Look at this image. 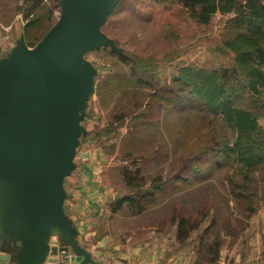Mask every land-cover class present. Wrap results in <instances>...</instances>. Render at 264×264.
I'll list each match as a JSON object with an SVG mask.
<instances>
[{
    "label": "trees",
    "instance_id": "16d2710c",
    "mask_svg": "<svg viewBox=\"0 0 264 264\" xmlns=\"http://www.w3.org/2000/svg\"><path fill=\"white\" fill-rule=\"evenodd\" d=\"M173 1L198 28L222 19L221 49L233 55L232 64L184 67L163 85L154 58L97 50L111 59L95 92L111 122L96 128L95 140L106 152H119L123 187L108 205L111 214L141 216L166 206L159 224L175 229L182 247L202 230L197 256L202 264H219L221 222L231 204L238 229L264 209V0ZM50 2L18 0L13 9L0 0V13L7 25L11 11L21 16L33 48L57 21L60 0Z\"/></svg>",
    "mask_w": 264,
    "mask_h": 264
},
{
    "label": "water",
    "instance_id": "95a60500",
    "mask_svg": "<svg viewBox=\"0 0 264 264\" xmlns=\"http://www.w3.org/2000/svg\"><path fill=\"white\" fill-rule=\"evenodd\" d=\"M121 1L60 0L56 23L35 47L21 35L0 59V233L24 241L23 264L44 262L31 253L46 247L48 232L63 237L65 256L72 250L90 260L65 219L63 182L86 136L81 121L96 84V69L81 55L109 45L93 46ZM9 261L0 253V264Z\"/></svg>",
    "mask_w": 264,
    "mask_h": 264
},
{
    "label": "rangeland",
    "instance_id": "374dc122",
    "mask_svg": "<svg viewBox=\"0 0 264 264\" xmlns=\"http://www.w3.org/2000/svg\"><path fill=\"white\" fill-rule=\"evenodd\" d=\"M2 1L10 4L13 9L18 6V0ZM46 2L50 6V0ZM11 13L13 15L10 14V17L13 16L15 19L14 11ZM59 14L60 8L59 11L55 9L56 19ZM221 21L222 19L218 18L210 28H198L191 21L188 11L173 0L159 3L156 0H122L117 10L107 14L97 33L100 40L96 41L93 46H100L102 42H105L109 45H104L102 48L109 51H113L111 47L113 44L116 49L113 52L154 58L155 69L164 85L166 79L170 81L184 67L213 69L232 64L233 55L221 49L223 29ZM22 28L23 26L16 32L14 29L6 32L7 34L12 33V46H15V41L22 35ZM97 50L99 49L90 48L81 55L82 61L91 64L96 69L97 76L94 94L87 102L84 119L81 121L86 136L81 139L77 152L82 149L97 148L96 150L101 153L102 157L99 164V175L103 182H107L108 186L116 191L123 187L120 178L116 175V168L121 164L117 159L119 152L117 150L115 153H108L101 146L102 142L95 140L96 128L102 129L111 122L110 110L97 106L98 97L95 94L98 76L110 69L111 59L108 58L106 50L99 53L96 52ZM259 122L264 128V119ZM127 130L128 128L125 127L123 134H126ZM81 159L82 156H79L77 161ZM165 207L154 208L141 216H133L129 211H122L110 220L111 211L108 207L109 213L102 218V222L109 224L110 228L115 231L114 237L119 241L120 237H128L133 232L138 233L135 235L136 238L144 239L147 238V234H151L156 238L159 237L158 240H166L164 242L169 246L179 245L180 248L191 251L197 256L194 248L202 230L195 232L189 242L182 247L176 239L175 229L169 227L167 223L159 224L166 213ZM232 210L234 211L233 217H227L226 214L229 212L232 214ZM229 212H226L221 222L224 240L221 264H231L234 258L240 259L241 257L242 259V256H245L243 264H264V209L253 216L248 224L247 221L244 222L240 229L236 226L235 218L238 215L233 204ZM230 223L231 226L228 227Z\"/></svg>",
    "mask_w": 264,
    "mask_h": 264
},
{
    "label": "crops",
    "instance_id": "0c3cea01",
    "mask_svg": "<svg viewBox=\"0 0 264 264\" xmlns=\"http://www.w3.org/2000/svg\"><path fill=\"white\" fill-rule=\"evenodd\" d=\"M22 26L24 22L18 16L10 24H5L0 13V59L6 57L14 46L11 43L12 33L7 34L4 28L11 27L16 32ZM96 149H82L77 152L74 158L75 168L63 182L66 193L63 201L65 219L75 230L73 239L78 248L88 252L90 260L84 263L83 255L70 250L73 259L69 261L68 256L61 251L63 237L51 232L45 234L46 247H35L31 259L45 257L41 264H202L193 252L180 248L179 245L169 246L164 242L166 240H158L159 237L151 234H147L146 239L136 238L138 233L133 231L128 237H120V241L114 237L115 231L108 223H103L102 218L109 213L108 205L116 198L117 192L107 182H103L99 175L102 157ZM79 156H82L79 160L81 162L77 161ZM114 217L116 215L110 214L109 220ZM23 250L24 241L17 235L10 234L3 238L0 233V253L9 255V264H23ZM222 256L223 253L220 260ZM244 259L245 256L242 259L236 257L231 264H243Z\"/></svg>",
    "mask_w": 264,
    "mask_h": 264
},
{
    "label": "built area",
    "instance_id": "2783aa9c",
    "mask_svg": "<svg viewBox=\"0 0 264 264\" xmlns=\"http://www.w3.org/2000/svg\"><path fill=\"white\" fill-rule=\"evenodd\" d=\"M19 18H21V16H19ZM21 19H22V18H21ZM4 30H5V32H10L11 27H10V28H4ZM67 259H68L69 261H72V259H73V254H72V253H69Z\"/></svg>",
    "mask_w": 264,
    "mask_h": 264
}]
</instances>
